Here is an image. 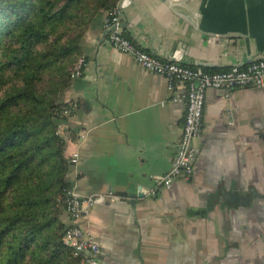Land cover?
<instances>
[{
  "label": "crops",
  "instance_id": "0c3cea01",
  "mask_svg": "<svg viewBox=\"0 0 264 264\" xmlns=\"http://www.w3.org/2000/svg\"><path fill=\"white\" fill-rule=\"evenodd\" d=\"M105 16L85 35L63 132L73 188L118 198L64 218L97 238L100 264H264V87L207 89L194 173L161 187L154 176L172 166L188 84L109 45ZM122 26L162 60L183 48L181 63L206 72L264 57V0H130Z\"/></svg>",
  "mask_w": 264,
  "mask_h": 264
},
{
  "label": "trees",
  "instance_id": "16d2710c",
  "mask_svg": "<svg viewBox=\"0 0 264 264\" xmlns=\"http://www.w3.org/2000/svg\"><path fill=\"white\" fill-rule=\"evenodd\" d=\"M120 3L0 0V264L80 263L64 241L76 108L64 93L93 20Z\"/></svg>",
  "mask_w": 264,
  "mask_h": 264
},
{
  "label": "built area",
  "instance_id": "2783aa9c",
  "mask_svg": "<svg viewBox=\"0 0 264 264\" xmlns=\"http://www.w3.org/2000/svg\"><path fill=\"white\" fill-rule=\"evenodd\" d=\"M129 4L130 0H121L117 7L106 13L104 30L107 33L108 44L131 55L146 70L160 74L170 82L177 80L188 84L185 124L172 166L166 174L154 176L159 186L168 188L178 178L190 179L194 173L199 154L195 140L201 133L206 90L264 87V57L253 59L245 67L235 64L226 70L215 72H206L182 64L183 48L175 50L168 60H162L137 45L126 35L122 26V13ZM86 63L87 58L82 55L72 69L73 79L83 74ZM117 198L112 192L81 195L74 188H70L67 190L64 202L71 216L83 219L89 217L94 206ZM64 241L74 249L76 255L81 256L79 264H100L102 248L90 231L71 224L65 231Z\"/></svg>",
  "mask_w": 264,
  "mask_h": 264
},
{
  "label": "water",
  "instance_id": "95a60500",
  "mask_svg": "<svg viewBox=\"0 0 264 264\" xmlns=\"http://www.w3.org/2000/svg\"><path fill=\"white\" fill-rule=\"evenodd\" d=\"M164 2H166L167 0H163ZM178 12V15L183 18L184 20L190 22L191 24H193V19L192 17L188 14V13H185V12H182V11H177Z\"/></svg>",
  "mask_w": 264,
  "mask_h": 264
}]
</instances>
